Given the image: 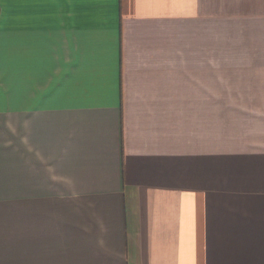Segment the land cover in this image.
<instances>
[{"label":"crops","instance_id":"obj_1","mask_svg":"<svg viewBox=\"0 0 264 264\" xmlns=\"http://www.w3.org/2000/svg\"><path fill=\"white\" fill-rule=\"evenodd\" d=\"M218 20L264 52V0H0V264H264Z\"/></svg>","mask_w":264,"mask_h":264},{"label":"rangeland","instance_id":"obj_2","mask_svg":"<svg viewBox=\"0 0 264 264\" xmlns=\"http://www.w3.org/2000/svg\"><path fill=\"white\" fill-rule=\"evenodd\" d=\"M217 29L219 123L235 124L228 140L229 145L239 149L240 146H247L244 149L246 156H258L264 151V99L253 98L264 95V66H261L264 52L258 50L262 45L251 44L258 41L257 37H243L239 34L240 29L235 30L232 23L225 20H218ZM243 42L248 44L243 45ZM243 47L247 50L243 51ZM226 93L238 98L227 99ZM248 140L251 142L249 145L246 144ZM240 154V150L233 151L237 157L235 161H238Z\"/></svg>","mask_w":264,"mask_h":264}]
</instances>
